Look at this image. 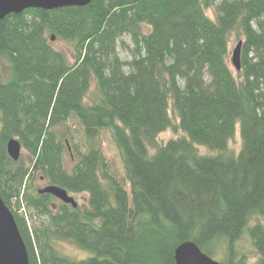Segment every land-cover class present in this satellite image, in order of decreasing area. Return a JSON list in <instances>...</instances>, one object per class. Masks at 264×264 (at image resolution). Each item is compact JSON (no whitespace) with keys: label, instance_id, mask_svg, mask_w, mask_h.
<instances>
[{"label":"trees","instance_id":"trees-1","mask_svg":"<svg viewBox=\"0 0 264 264\" xmlns=\"http://www.w3.org/2000/svg\"><path fill=\"white\" fill-rule=\"evenodd\" d=\"M237 29L244 43L235 73L230 34ZM53 36L71 44L73 61L53 47ZM126 37L130 60L118 51L130 47ZM3 59L13 75L4 81L0 69V195L30 264H176L186 242L212 258L223 253L227 264H264V0L30 8L0 19V67ZM93 81L99 94L87 102ZM70 119L86 138L71 169ZM238 126L241 146L232 149ZM169 129L184 136L160 142ZM105 131L130 191L110 174ZM11 138L32 166L9 156ZM37 172L48 185L88 193L87 204L41 194ZM246 236L258 252L254 261ZM65 241L94 255L77 260L60 247Z\"/></svg>","mask_w":264,"mask_h":264},{"label":"rangeland","instance_id":"rangeland-1","mask_svg":"<svg viewBox=\"0 0 264 264\" xmlns=\"http://www.w3.org/2000/svg\"><path fill=\"white\" fill-rule=\"evenodd\" d=\"M207 14L212 19H215L217 15L216 8L215 7L208 8ZM125 40L127 41L130 47L125 48L124 46H120L118 51H119L120 57L123 60H130L132 58L131 50L133 48V45H132L130 38L126 37ZM239 41H243V34L239 29H237V30H234L230 34V52H231L230 61L232 57V52L237 46ZM52 45L56 50L64 51L65 53H67V55L69 56L70 59H72V61L74 60L75 55H74L73 48L70 43L55 39L54 41H52ZM232 67H233L234 72L236 73L237 72L236 68L233 65ZM0 69L3 74V80L9 81L13 75L11 64L9 63V61H7L6 59H3ZM98 94L99 93H98L97 83L93 81L90 90L86 94L85 100L87 102H91L94 98L98 96ZM0 114H1V111H0ZM171 116L173 120L176 121V115L174 114L172 110H171ZM68 127H69V136L67 139L69 140L70 149H69V152L65 156V163L67 167L71 169L74 166V163L76 162V160H74L73 157L75 158V156H77V151L79 150L82 152H86V138H85L84 128L81 126L80 122L77 119H70V121L68 122ZM181 136H184V133L182 131L180 130L173 131L169 129L161 133V135L159 136V141L165 142L171 138H178ZM241 141L242 140H241V135H240V126H238L237 135L231 143V148L239 149V147L241 146ZM102 150L106 158L109 160V164H110L109 169H110L111 176L114 179H116L120 184H122L126 188V190L130 191V183L126 177V172L123 166L120 151L116 147L111 137V134L108 131H105L102 133ZM199 150L202 153H212L211 150L205 147H202V146H199ZM21 157L27 165L29 166L33 165L32 156L25 148H23L22 150ZM30 170H31V174L33 175L34 170L32 169V167L30 168ZM41 178H42V175L37 172L35 174V180L33 182L35 188L42 189L48 185V182L44 180V178L43 179ZM70 195L73 196L80 205H86L89 199L88 193H70ZM58 202L60 201H55V203H58ZM256 222L257 220L254 219L252 224H255ZM262 223H264L263 219H262ZM244 244L246 246L247 252H249L251 256L250 261L256 260L258 258V252L256 251L255 247L253 246L248 236L245 237ZM60 247L62 248L64 252H66L68 255L72 256L73 258L77 260H82V259H85V258H88L94 255L93 251L82 250L81 248H79L77 245L73 244L70 241L61 242ZM223 257H224V254L221 253L218 256L213 257V259L219 262H225Z\"/></svg>","mask_w":264,"mask_h":264},{"label":"water","instance_id":"water-1","mask_svg":"<svg viewBox=\"0 0 264 264\" xmlns=\"http://www.w3.org/2000/svg\"><path fill=\"white\" fill-rule=\"evenodd\" d=\"M90 0H0V19L10 14L22 13L26 9L39 7H58L66 4L83 5ZM56 38L53 36L52 40ZM244 41H239L232 52L231 63L239 72L242 70V51ZM23 144L17 138H11L7 144L9 156L19 161ZM41 194H50L60 201L78 206V202L63 187L47 185L40 189ZM0 264H30L25 241L21 235L12 211L0 195ZM176 264H227L213 259L193 242H186L176 250Z\"/></svg>","mask_w":264,"mask_h":264},{"label":"built area","instance_id":"built-area-1","mask_svg":"<svg viewBox=\"0 0 264 264\" xmlns=\"http://www.w3.org/2000/svg\"><path fill=\"white\" fill-rule=\"evenodd\" d=\"M22 211H23V213H25L26 217H28L27 210H26L24 204H22Z\"/></svg>","mask_w":264,"mask_h":264}]
</instances>
